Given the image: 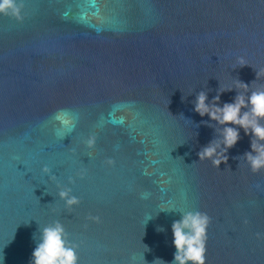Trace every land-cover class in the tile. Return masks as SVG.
<instances>
[{
    "label": "water",
    "instance_id": "obj_1",
    "mask_svg": "<svg viewBox=\"0 0 264 264\" xmlns=\"http://www.w3.org/2000/svg\"><path fill=\"white\" fill-rule=\"evenodd\" d=\"M21 2L0 13V264H30L56 221L78 264H170L186 211L210 218L205 264H264V169L235 159L251 137L199 161L217 134L193 110L264 88V0Z\"/></svg>",
    "mask_w": 264,
    "mask_h": 264
},
{
    "label": "clouds",
    "instance_id": "obj_2",
    "mask_svg": "<svg viewBox=\"0 0 264 264\" xmlns=\"http://www.w3.org/2000/svg\"><path fill=\"white\" fill-rule=\"evenodd\" d=\"M23 6V3H17V0H0V13L21 19ZM243 66L247 64L241 60L239 67ZM258 75L259 73L256 72V78ZM241 87L244 89L243 92L239 90ZM249 89V84L237 79L236 88L222 89L219 86L216 96L211 101L208 99L207 91L202 90L196 94L193 110L201 117L207 116L212 122L208 126L214 127L217 134L216 138L197 153L199 161L211 160L213 166L217 168H220L222 163L227 164V153L241 139L240 129H243L245 135L251 137V150L235 159L240 162L243 159L253 173L264 169V122H262L264 121V88L251 91ZM233 90L237 93L233 101L225 102L221 106V94ZM86 144L89 148L93 147L95 137H89ZM108 163L111 164L113 161L109 160ZM239 165L240 163L238 167ZM43 171L47 173L49 169L45 167ZM71 192V188H64L58 193L59 198L64 200L68 208L79 204V199ZM179 213L181 218L173 221L171 225L176 251L170 264H205L210 218L200 211ZM151 218L149 217L145 224ZM156 230L163 232L165 229L157 226ZM34 239L37 243L30 264H78L77 246L69 241L68 234L59 221L43 228L39 227L38 235L34 234ZM157 261L159 264H168L159 258L155 259L153 264Z\"/></svg>",
    "mask_w": 264,
    "mask_h": 264
}]
</instances>
